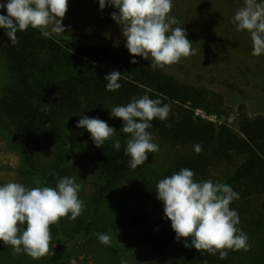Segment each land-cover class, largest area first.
<instances>
[{"label": "rangeland", "instance_id": "obj_1", "mask_svg": "<svg viewBox=\"0 0 264 264\" xmlns=\"http://www.w3.org/2000/svg\"><path fill=\"white\" fill-rule=\"evenodd\" d=\"M243 0H218L195 4L190 1L184 9H173L174 16L193 43L194 55L181 59L178 64L163 69L179 81L204 87L222 95L224 104L236 111L240 106L250 116H264V55L253 56L249 34L239 32L232 23L234 11L242 6ZM116 9L105 7L100 10L98 0H68V10L62 21L66 31L51 37L59 41L92 45H118L125 47L120 27L111 19ZM175 27V25H174ZM5 60L0 57V97L3 88L10 83ZM113 106L95 104L90 113L107 122L117 133L103 146L112 148L115 140L126 144L128 136L120 129L118 118L111 116ZM199 116L206 117L201 111ZM233 113L227 123L234 126ZM159 151L149 153L145 164L136 169L128 168L120 182L111 188L103 200L95 201L103 177L88 161L85 148L91 140L84 136L74 158L67 161L53 186L62 177H74L81 185L78 195L84 210L76 219L62 218L55 227L63 241V258L59 264H181L179 246L159 255L150 253V247L159 239L174 233L170 221L164 217L163 204L156 198V184L170 176L178 161L190 156V146L172 147L159 135L150 132ZM36 143L31 148L33 170L27 167L21 145L22 137L15 127L0 115V185L15 181L27 187H36L55 167L59 154H68L64 129L56 136L48 128L36 132ZM92 141V140H91ZM233 167L221 163L213 167L196 182L211 180L223 183ZM239 199L230 207L238 213L237 225L248 236L249 251H229L225 264H264V195L251 188H236ZM148 212L151 216L143 221ZM90 228L88 234L86 227ZM111 237L109 245L101 244L98 234ZM49 254L32 260L24 253L13 254L12 248L0 242V264H51L50 259L56 235L52 232ZM182 242L181 245H184ZM190 244V243H189ZM112 245L115 250L110 247ZM192 249V247H189Z\"/></svg>", "mask_w": 264, "mask_h": 264}, {"label": "trees", "instance_id": "obj_2", "mask_svg": "<svg viewBox=\"0 0 264 264\" xmlns=\"http://www.w3.org/2000/svg\"><path fill=\"white\" fill-rule=\"evenodd\" d=\"M6 1V0H0ZM218 0H173V9H184L185 4ZM187 8V7H185ZM117 11V10H116ZM173 12V11H171ZM236 11L233 13L235 14ZM0 14L6 11L0 9ZM19 43L12 44L6 30L0 28V57L6 62L10 83L0 97V115H3L22 137L21 145L26 165L33 170L31 148L36 143L33 135L48 128L52 136L64 129L68 154H59L55 167L39 182L40 186H53L63 165L74 158L80 140L89 133L76 124L81 116L96 118L90 113L95 105H127L132 98L148 95L169 104L171 111L164 121H151L149 132H154L172 147L190 146L193 151L178 161L174 167L190 169L194 180L205 177L209 171L225 163L233 167L223 179L234 191L246 186L264 195V116H250L243 106L234 111L224 104L222 95L204 87L183 83L161 69H153L150 61L132 57L127 49L118 45H92L45 38L39 31L29 28L17 32ZM136 59L137 63L130 61ZM112 71H119L121 87L107 91L104 80ZM204 113V118L197 114ZM235 114L232 127L227 123ZM123 126L122 120H120ZM200 144L197 154L194 145ZM126 144L119 149L102 146L97 148L89 141L85 148L88 161L100 173L104 183L98 187L95 201H101L115 187L130 167ZM151 216L148 212L143 221ZM56 235L50 263L59 264L63 258V241ZM90 228H85L88 234ZM189 241L175 239V233L157 240L150 253L159 255L179 246L181 264H225L219 255H209L181 245ZM112 249L115 247L110 245Z\"/></svg>", "mask_w": 264, "mask_h": 264}, {"label": "clouds", "instance_id": "obj_3", "mask_svg": "<svg viewBox=\"0 0 264 264\" xmlns=\"http://www.w3.org/2000/svg\"><path fill=\"white\" fill-rule=\"evenodd\" d=\"M100 10L113 7L117 11L111 19L120 27L126 41L125 48L132 57L150 61L153 69H165L178 64L181 59L194 55L193 43L187 39L183 27L170 15L173 0H98ZM0 28L12 44L19 43L17 32L29 28L39 31L45 38L66 31L62 21L68 10V0H6L0 3ZM236 30L246 31L251 39L252 55H264V0H243L231 18ZM175 25V27H174ZM132 64L137 60L132 59ZM119 71H112L104 80L106 90L121 87ZM171 106L160 99L144 95L132 98L127 105L112 108L110 114L122 120L120 132L126 134V155L132 169L145 164L149 153L159 151L153 142L151 121L168 118ZM77 128L85 129L95 147H102L117 131L98 118L81 116ZM121 142L115 140L113 147L119 149ZM194 151H202L200 144ZM195 173L181 169L156 184V198L163 204L164 217L170 221L177 241L185 242L198 252L219 255L226 259L229 251H249L248 236L237 227L238 213L230 205L239 194L229 185L211 180L196 182ZM39 185V181H36ZM81 185L74 177L60 178L55 187H27L10 181L0 185V242L12 248L13 254L24 253L32 260L46 257L51 249V225L62 218L76 220L84 210L79 198ZM101 244L109 245L111 237L98 234ZM125 264V262H122Z\"/></svg>", "mask_w": 264, "mask_h": 264}, {"label": "built area", "instance_id": "obj_4", "mask_svg": "<svg viewBox=\"0 0 264 264\" xmlns=\"http://www.w3.org/2000/svg\"><path fill=\"white\" fill-rule=\"evenodd\" d=\"M6 1H0V3H5Z\"/></svg>", "mask_w": 264, "mask_h": 264}]
</instances>
